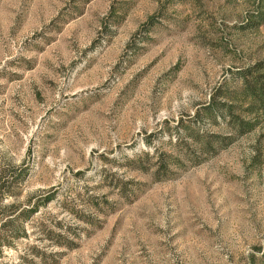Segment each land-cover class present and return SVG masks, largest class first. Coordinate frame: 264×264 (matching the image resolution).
I'll list each match as a JSON object with an SVG mask.
<instances>
[{"label": "rangeland", "instance_id": "obj_1", "mask_svg": "<svg viewBox=\"0 0 264 264\" xmlns=\"http://www.w3.org/2000/svg\"><path fill=\"white\" fill-rule=\"evenodd\" d=\"M260 3L0 0L3 201L40 204L0 264H264V120L151 173L188 131L229 132L196 112L264 62Z\"/></svg>", "mask_w": 264, "mask_h": 264}, {"label": "trees", "instance_id": "obj_2", "mask_svg": "<svg viewBox=\"0 0 264 264\" xmlns=\"http://www.w3.org/2000/svg\"><path fill=\"white\" fill-rule=\"evenodd\" d=\"M251 20L254 21V26L264 22V3L263 6L260 3ZM239 70V84L236 88L220 91L219 95L224 99L215 98L213 93L211 100L203 104L196 112L198 116L207 117L213 122L217 120V117L221 118L229 127V132L220 134L194 129L188 131L190 141H186L185 147L177 152H162V155H156L154 162L156 166L151 171L153 178L159 179V171L163 168L172 172L174 168L185 166L187 162L199 163L204 157L233 141L237 135L252 130L261 120H264V62L257 61ZM143 155L147 156L148 153L144 152ZM136 158L139 162L136 167L146 170L148 167L139 159L140 156ZM19 180L20 173L0 169V255L3 245H7L13 237L27 234L26 229L16 221L30 217L39 209L38 202H32L30 206L20 208L16 202L3 201L13 192V187ZM52 197V193H47L41 202L44 203ZM56 234L61 236L60 233Z\"/></svg>", "mask_w": 264, "mask_h": 264}]
</instances>
